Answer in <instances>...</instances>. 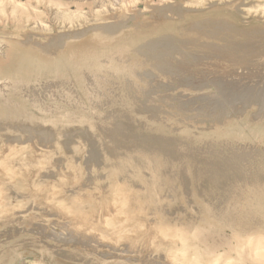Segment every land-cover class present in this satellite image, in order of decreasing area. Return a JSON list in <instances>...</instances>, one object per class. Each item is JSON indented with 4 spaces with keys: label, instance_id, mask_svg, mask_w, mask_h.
<instances>
[{
    "label": "rangeland",
    "instance_id": "1",
    "mask_svg": "<svg viewBox=\"0 0 264 264\" xmlns=\"http://www.w3.org/2000/svg\"><path fill=\"white\" fill-rule=\"evenodd\" d=\"M0 264H264V0H0Z\"/></svg>",
    "mask_w": 264,
    "mask_h": 264
},
{
    "label": "bare ground",
    "instance_id": "2",
    "mask_svg": "<svg viewBox=\"0 0 264 264\" xmlns=\"http://www.w3.org/2000/svg\"><path fill=\"white\" fill-rule=\"evenodd\" d=\"M115 26H116V25H114V28H115ZM109 27L112 28L111 26H109ZM109 27H108V28H109ZM117 27H118V26H117ZM104 28L107 29V27H104ZM221 29H223V28H221ZM110 30L114 31L113 28L110 29ZM115 30H117V29H115ZM115 32H116V31H115ZM113 33H114V32H113ZM97 39H98V38H97ZM124 42H125V41H124ZM166 42H167V41H166ZM167 44H168V43H167ZM154 45H155V44H154ZM168 45H170V43H169ZM128 46H129V45H128ZM157 46H158V44H157ZM154 47H155V46H154ZM168 47H169V46H168ZM152 50H153V49H152ZM159 53H160V52H159ZM164 53H165V50H164ZM170 54H171V53H170ZM35 66H36V65H35ZM204 157H205V156H204ZM212 162H213V161H212ZM211 165H212V164H211ZM220 166H221V165H220ZM221 203H222V202H221ZM83 218H84V217H83ZM82 221H83V220H82ZM84 221H85V220H84ZM84 221H83V222H84ZM80 222H81V221H80ZM80 224H81V223H80ZM85 224H86V223H85ZM85 224H84V225H85ZM86 225H88V224H86Z\"/></svg>",
    "mask_w": 264,
    "mask_h": 264
}]
</instances>
